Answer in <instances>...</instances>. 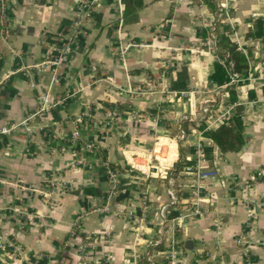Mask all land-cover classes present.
<instances>
[{
  "label": "crops",
  "instance_id": "obj_1",
  "mask_svg": "<svg viewBox=\"0 0 264 264\" xmlns=\"http://www.w3.org/2000/svg\"><path fill=\"white\" fill-rule=\"evenodd\" d=\"M139 1L0 0V128L20 124L0 136V264H264V0ZM212 29L255 77L234 102ZM240 108L222 153L203 133ZM186 117L205 128L180 141L166 125Z\"/></svg>",
  "mask_w": 264,
  "mask_h": 264
},
{
  "label": "trees",
  "instance_id": "obj_2",
  "mask_svg": "<svg viewBox=\"0 0 264 264\" xmlns=\"http://www.w3.org/2000/svg\"><path fill=\"white\" fill-rule=\"evenodd\" d=\"M125 1V9L122 13V17L126 18L127 15L131 14V11L136 7L140 6L139 0H124ZM205 4L210 8V10L217 14L215 3L212 0H204ZM3 12L0 7V27L3 25L2 19ZM264 32V24L261 20L256 21V30L251 34L253 38H261ZM217 40L215 46L217 51L215 52L216 56L222 58V63L216 61L213 65V72L210 76L211 81L217 86H223L228 83L229 77L231 74H236L239 77H245L247 75V63L245 57L237 52L236 50L230 49L228 43L221 40L219 33H216ZM206 32L200 31L198 32V37H205ZM264 40V38L262 39ZM188 87V79L186 77L185 71L182 70L176 73L175 78L171 82V89L173 91L184 90ZM225 91L229 95L230 102H234L236 100V95L233 86H227ZM254 95L250 94L249 99L253 98ZM241 108L238 109L234 115L223 123H220L214 129L203 133L207 138H209L212 143L222 152H236L243 145L242 138V121L240 119L241 116ZM190 124L195 125L199 130H204L205 126L202 122H192L189 118H183L175 121L172 125L167 124L166 127L169 128L172 133L176 136L180 131L184 133L185 136H189L188 126ZM193 162L186 159V151L185 148L179 147V158L173 165V170L170 171L169 176L172 179L177 178L179 174V169L181 167H191ZM179 207L176 210H172L170 212V217H174L177 215ZM145 264V263H144Z\"/></svg>",
  "mask_w": 264,
  "mask_h": 264
},
{
  "label": "built area",
  "instance_id": "obj_3",
  "mask_svg": "<svg viewBox=\"0 0 264 264\" xmlns=\"http://www.w3.org/2000/svg\"><path fill=\"white\" fill-rule=\"evenodd\" d=\"M87 10H88V8L86 6H84L82 8V11L84 12V15L85 16H88V13H87L88 11ZM209 38H210V41H211V44H212V51L215 53L217 51V48L215 46V43H216L217 38H216V35L214 34V30L213 29L211 30V33H210V37ZM215 58H216V61H218L219 63H222V61H223L222 58H220L219 56H216V55H215ZM262 74L263 75H261V77L264 79V71H263ZM254 80H255V77H254V75L252 74L251 71H249L248 74L245 77H239L236 74H231L230 77H229L228 83L225 84V85H223L222 87H218V89H222L223 87L228 86V85L239 86L240 84L246 83L248 81H254ZM216 92H218V90ZM46 104H47L46 100L43 99L42 105H41V108H40V111H43L45 109ZM209 113H210L209 107L204 108L202 110L203 118H206ZM227 115H228V111L225 112L224 114H221L220 115L221 117H219V118L225 121ZM19 125L20 124H14V125H10L9 127H2V128H0V136L1 135L9 134V133L17 130V128L19 127ZM74 135L77 136V133H75ZM177 139L180 140V141H182V140L185 139V135H184V133L182 131L179 132ZM107 174H108V178H109V181H110L111 185L114 186V184H115V173H114V171H112L111 169H109L107 171ZM198 174L197 175H198V178L200 180L205 179L207 177H213V176H215V173L214 172H211V173L200 172ZM3 247H4V245L3 244H0V249H3ZM167 263L168 264H176L174 262V257L173 256H170V258H169V260H168Z\"/></svg>",
  "mask_w": 264,
  "mask_h": 264
},
{
  "label": "water",
  "instance_id": "obj_4",
  "mask_svg": "<svg viewBox=\"0 0 264 264\" xmlns=\"http://www.w3.org/2000/svg\"><path fill=\"white\" fill-rule=\"evenodd\" d=\"M190 244L189 242L186 243V245Z\"/></svg>",
  "mask_w": 264,
  "mask_h": 264
}]
</instances>
